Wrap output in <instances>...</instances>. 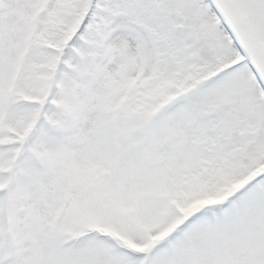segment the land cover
I'll use <instances>...</instances> for the list:
<instances>
[{
    "label": "snow or ice",
    "instance_id": "snow-or-ice-1",
    "mask_svg": "<svg viewBox=\"0 0 264 264\" xmlns=\"http://www.w3.org/2000/svg\"><path fill=\"white\" fill-rule=\"evenodd\" d=\"M0 264H264V0H0Z\"/></svg>",
    "mask_w": 264,
    "mask_h": 264
}]
</instances>
